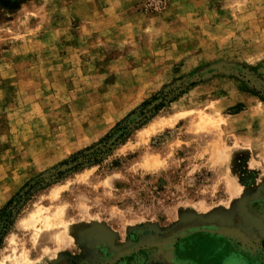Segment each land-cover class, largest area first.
Listing matches in <instances>:
<instances>
[{
	"label": "rangeland",
	"instance_id": "1",
	"mask_svg": "<svg viewBox=\"0 0 264 264\" xmlns=\"http://www.w3.org/2000/svg\"><path fill=\"white\" fill-rule=\"evenodd\" d=\"M0 264H264V0H0Z\"/></svg>",
	"mask_w": 264,
	"mask_h": 264
},
{
	"label": "trees",
	"instance_id": "2",
	"mask_svg": "<svg viewBox=\"0 0 264 264\" xmlns=\"http://www.w3.org/2000/svg\"><path fill=\"white\" fill-rule=\"evenodd\" d=\"M144 103H146V102H144ZM144 103H143V104H144ZM141 114H143V113H141Z\"/></svg>",
	"mask_w": 264,
	"mask_h": 264
}]
</instances>
